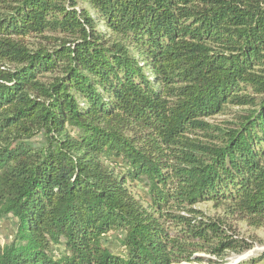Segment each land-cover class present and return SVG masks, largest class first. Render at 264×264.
<instances>
[{"label": "trees", "instance_id": "1", "mask_svg": "<svg viewBox=\"0 0 264 264\" xmlns=\"http://www.w3.org/2000/svg\"><path fill=\"white\" fill-rule=\"evenodd\" d=\"M205 201L264 227V0H0V264L250 249Z\"/></svg>", "mask_w": 264, "mask_h": 264}, {"label": "rangeland", "instance_id": "2", "mask_svg": "<svg viewBox=\"0 0 264 264\" xmlns=\"http://www.w3.org/2000/svg\"><path fill=\"white\" fill-rule=\"evenodd\" d=\"M229 110L231 111V113H234L235 111H237V108L230 107ZM231 113L228 115H216L212 118L211 121L217 123L222 120L231 119V116L233 115ZM197 207L209 216H222L225 225L227 227H231L228 232L234 233V237L238 239L242 238L243 240L251 244L252 247L241 253L227 252L222 261L219 260L220 258H216L213 255L200 253L199 256L201 259L190 264H237L238 262L246 263L253 258H258V256L262 252H264V227L256 228L253 226H249L245 220L238 219L235 216L223 212V209L221 207L213 205L212 202H200L197 204ZM12 235L13 226L11 225V223L9 221L0 222V237L3 240H8ZM105 242L112 251H121L119 242L117 240V235L115 233L108 235ZM254 264H264V258L262 260L256 261Z\"/></svg>", "mask_w": 264, "mask_h": 264}]
</instances>
